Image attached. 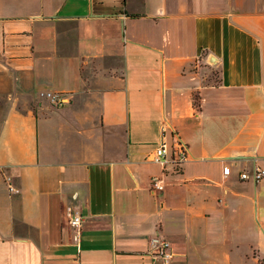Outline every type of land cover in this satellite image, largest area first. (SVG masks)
Segmentation results:
<instances>
[{
    "label": "crops",
    "instance_id": "1",
    "mask_svg": "<svg viewBox=\"0 0 264 264\" xmlns=\"http://www.w3.org/2000/svg\"><path fill=\"white\" fill-rule=\"evenodd\" d=\"M257 169L264 0H0V264H264Z\"/></svg>",
    "mask_w": 264,
    "mask_h": 264
},
{
    "label": "built area",
    "instance_id": "2",
    "mask_svg": "<svg viewBox=\"0 0 264 264\" xmlns=\"http://www.w3.org/2000/svg\"><path fill=\"white\" fill-rule=\"evenodd\" d=\"M47 96L49 97L50 102L53 106L59 107L62 105L59 95L48 93ZM173 150L174 153L173 155H171L169 145L165 141H162L155 149L154 161L163 165L164 167L167 164H172L176 167H179L188 160L189 151L187 146L182 141L177 139ZM229 174H230L229 169H226L224 176L227 177ZM253 177L256 181L261 180L264 177V171L261 169H257L254 172ZM240 178L243 180H247L250 178V175L248 172H242L240 174ZM151 187L152 190L155 192L158 193L163 192L165 189V183L162 177L159 176L152 177ZM10 190L12 191L13 189L10 187ZM69 221L71 226L75 230H77L78 232L81 231L84 223V218L79 212L76 211L70 212ZM169 247L170 244L167 241L161 242L160 245L158 246V252L156 255L165 260L171 259V254L168 251Z\"/></svg>",
    "mask_w": 264,
    "mask_h": 264
}]
</instances>
